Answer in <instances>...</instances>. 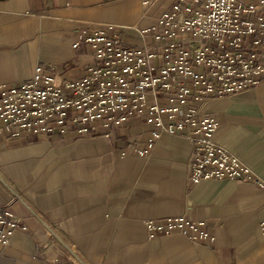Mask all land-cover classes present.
Wrapping results in <instances>:
<instances>
[{
    "label": "crops",
    "instance_id": "0c3cea01",
    "mask_svg": "<svg viewBox=\"0 0 264 264\" xmlns=\"http://www.w3.org/2000/svg\"><path fill=\"white\" fill-rule=\"evenodd\" d=\"M174 0H0V85L29 80L37 65L58 79L83 74L81 30L112 24L130 46ZM216 143L264 180V79L201 104ZM148 126L132 120L102 134L0 138V204L26 225L0 245V264H264V187L248 180L188 179L191 143L161 133L146 156ZM203 219L209 242L149 236L143 220Z\"/></svg>",
    "mask_w": 264,
    "mask_h": 264
},
{
    "label": "built area",
    "instance_id": "2783aa9c",
    "mask_svg": "<svg viewBox=\"0 0 264 264\" xmlns=\"http://www.w3.org/2000/svg\"><path fill=\"white\" fill-rule=\"evenodd\" d=\"M147 7L150 0H141ZM152 42L130 46L112 24L83 29V74L58 79L37 65L33 76L0 85V138L102 134L136 120L148 126L141 147L120 151L146 156L161 133L191 143L188 179L264 180L214 140L218 122L203 112L209 98L257 87L264 79V0H174L143 29ZM149 236L179 233L191 241L214 240L203 219L183 215L146 218ZM26 225L0 204V245ZM264 236V219L259 223ZM71 264H82L74 260Z\"/></svg>",
    "mask_w": 264,
    "mask_h": 264
}]
</instances>
